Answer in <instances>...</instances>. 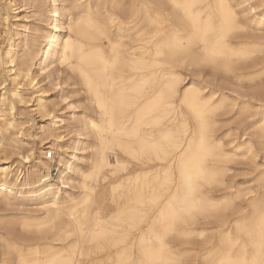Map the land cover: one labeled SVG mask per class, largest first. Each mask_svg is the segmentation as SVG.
I'll list each match as a JSON object with an SVG mask.
<instances>
[{
  "label": "bare ground",
  "instance_id": "6f19581e",
  "mask_svg": "<svg viewBox=\"0 0 264 264\" xmlns=\"http://www.w3.org/2000/svg\"><path fill=\"white\" fill-rule=\"evenodd\" d=\"M33 1L47 26L38 33L20 23L22 0H2L12 16L0 9L10 29L0 65L11 83L0 89L8 139L0 155L19 151L24 135L4 107L29 105L51 120L36 130V160L0 162L2 203L23 193L35 205L17 219L0 211V260L252 264L264 256V0L257 11L240 0ZM53 64L78 77L91 114L54 113L41 84ZM204 68L217 86L186 81L183 71ZM89 149L80 166L76 153ZM69 184L78 192L64 190ZM190 198L208 206L181 212Z\"/></svg>",
  "mask_w": 264,
  "mask_h": 264
},
{
  "label": "rangeland",
  "instance_id": "374dc122",
  "mask_svg": "<svg viewBox=\"0 0 264 264\" xmlns=\"http://www.w3.org/2000/svg\"><path fill=\"white\" fill-rule=\"evenodd\" d=\"M243 2L241 4V8L245 9L247 7L255 6L256 11L259 9L260 0H240V2ZM22 8L20 11V16L22 17L21 22L22 24H26L30 26L31 29L36 31L38 33L39 31H43L46 29V20L45 16H41L38 12V7L36 2L33 0H22L21 2ZM24 4V5H23ZM0 9L1 14H4L5 11L9 12V10L6 8V6L3 4L2 0L0 1ZM3 6V7H2ZM5 9V10H4ZM37 11V14H36ZM13 11H10L9 14L11 16ZM39 14V15H38ZM244 14L247 16H251L252 14L249 13L248 10L244 11ZM14 18H10L11 23H17V21L13 20ZM6 25L1 21L0 22V59L3 57L4 52L6 50V44H7V38L8 34L10 32V29L8 30ZM19 30V29H18ZM9 31V32H8ZM40 41V40H39ZM3 52V53H2ZM3 66V65H2ZM0 65V89L2 86L11 87L10 80L7 76V73L5 71V66L2 67ZM210 68H204V70H194V71H183L184 75L187 77L186 81H189L191 78H195L196 80L204 81L205 83L210 84V87L217 86V83L213 81V73H211L209 70ZM51 76L49 77H41L43 79L42 86L44 90L46 91V97L49 102H51V105L53 106L54 113L57 115H61L62 112H64V115L68 118L69 115H72L75 111L78 114H84V113H92L93 109L90 106L89 101L87 99V94L85 92V89L83 85L80 83L78 77L75 74H71L70 71L66 70L64 67L59 66L58 64H53L50 69ZM213 81V82H212ZM232 87V88H231ZM233 88L236 89V87L230 86L226 89V92L231 95L232 97L236 96V94L233 91ZM238 91V89H236ZM0 90V94H1ZM6 110V114L8 117L14 114L16 120L18 123L22 124V131L24 135L22 137L20 136L21 148L19 151H15L12 154L8 155H0V162L1 160L5 158L11 159L13 162L21 163L23 162L22 155H29L32 160H36L38 156V141L40 138L43 137L41 132L37 133V129L41 125H46L51 119L48 117L42 118L39 114L36 112L31 111V107L29 105H22L20 103L16 104V108L13 111H10L8 107H4ZM91 111V112H90ZM46 120V121H42ZM228 126L233 129V132H236L237 123L236 120L229 119L227 121ZM19 128V127H18ZM15 129V132H17V135L21 134L19 133V129ZM8 139L6 136H3L0 133V142H5L4 145L7 143ZM5 156V157H4ZM53 156H55L54 150H53ZM76 156L78 157L77 163L80 166H85L88 162V160L91 158V149L85 151V152H77ZM260 162H263L262 156L258 159ZM235 174H236V180L238 182H242L245 179L246 174V168L243 165H236L235 166ZM57 174V170H52V176L55 177ZM64 190L69 192L77 193L78 190L71 186L70 184L67 185ZM19 199H12L9 201L8 205H5L2 203L0 198V211L5 214H9V217L12 219L21 218L24 216V214L31 212L35 209V205L28 201H21V198H26L25 194H19L14 193ZM4 239L0 235V255L4 248Z\"/></svg>",
  "mask_w": 264,
  "mask_h": 264
},
{
  "label": "snow or ice",
  "instance_id": "6c2138e0",
  "mask_svg": "<svg viewBox=\"0 0 264 264\" xmlns=\"http://www.w3.org/2000/svg\"><path fill=\"white\" fill-rule=\"evenodd\" d=\"M176 8H180L182 5L180 4H174L173 5ZM221 7H225V5L223 3L220 4ZM93 127H96L95 125H93ZM51 155V153L49 154ZM192 192H190V196H191ZM208 205L206 204L205 201L201 200L199 202L196 201L195 198H190L188 200H186L185 202V207L182 208L180 211L181 212H186V213H191L192 211L198 209V208H205ZM215 207V206H214ZM258 214L260 217V221H261V225L262 227H264V202H261L258 209ZM176 213H174L175 215ZM0 264H29V262H26L23 259H20L19 261H17L16 259L10 260V261H3L0 260ZM44 264H67V262L65 261H61L58 258L57 259H53L50 261H45ZM211 264H232L231 261L225 260V259H221L219 261H213L211 262ZM252 264H264V256H262L258 261H253Z\"/></svg>",
  "mask_w": 264,
  "mask_h": 264
},
{
  "label": "built area",
  "instance_id": "2783aa9c",
  "mask_svg": "<svg viewBox=\"0 0 264 264\" xmlns=\"http://www.w3.org/2000/svg\"><path fill=\"white\" fill-rule=\"evenodd\" d=\"M51 153V155H49ZM52 155H53V152L52 151H48V153H47V157H52Z\"/></svg>",
  "mask_w": 264,
  "mask_h": 264
}]
</instances>
